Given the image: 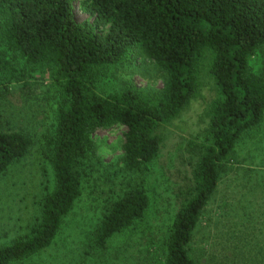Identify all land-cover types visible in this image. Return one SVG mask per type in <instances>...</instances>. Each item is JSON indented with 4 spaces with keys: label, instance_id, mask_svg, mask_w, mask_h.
Segmentation results:
<instances>
[{
    "label": "trees",
    "instance_id": "trees-1",
    "mask_svg": "<svg viewBox=\"0 0 264 264\" xmlns=\"http://www.w3.org/2000/svg\"><path fill=\"white\" fill-rule=\"evenodd\" d=\"M76 5L91 19L79 21ZM0 42L31 73L47 77L59 96L48 140L53 188L31 234L0 248V264L21 261L53 243L82 193L96 129L125 127L122 161L131 171L146 170L159 154L165 126L196 95L206 52L215 97L204 135L189 146L197 156L192 182L168 229L164 264H264V242L257 252L250 218L242 228L227 224L230 231L220 229L224 238L198 247L205 262L191 247L220 173L234 161L236 142L264 115V0H0ZM137 48L165 73L162 89L144 93L130 86L97 94L104 70L130 60ZM257 53L263 67L255 74L250 62ZM11 64L0 60V97L19 73ZM29 145L22 132L0 130V175ZM148 207L141 185L122 191L103 213L95 245L104 248Z\"/></svg>",
    "mask_w": 264,
    "mask_h": 264
},
{
    "label": "rangeland",
    "instance_id": "rangeland-1",
    "mask_svg": "<svg viewBox=\"0 0 264 264\" xmlns=\"http://www.w3.org/2000/svg\"><path fill=\"white\" fill-rule=\"evenodd\" d=\"M79 21L91 19L79 11ZM201 61L199 89L180 115L165 126L158 156L146 170L131 171L122 161L125 127L112 125L93 132L95 151L89 155L82 175V193L63 218L53 243L45 250L12 264H164L168 229L191 186L196 160L190 143L204 135L209 121L208 107L215 97L207 74L209 53ZM10 61L17 78L10 91L0 97V130L22 132L30 141L28 152L0 175V248L31 234L40 219L43 198L52 190L50 144L58 103V90L38 72L31 73L23 60L0 42V60ZM262 54L250 62L252 73L263 65ZM98 79L96 93L105 96L134 87L144 93L162 89L165 73L134 49L130 60L108 66ZM141 185L149 196L142 219L112 237L104 248L94 242L105 210L122 191ZM254 223L256 251L264 242V115L261 122L236 142L233 163L219 176L214 195L207 204L191 247L225 237L227 224ZM226 225V226H225ZM231 230V229H230ZM228 230V231H230ZM191 252V250H190ZM192 255V253H191Z\"/></svg>",
    "mask_w": 264,
    "mask_h": 264
}]
</instances>
